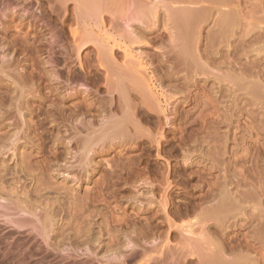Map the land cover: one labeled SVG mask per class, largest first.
Masks as SVG:
<instances>
[{
	"label": "rangeland",
	"instance_id": "374dc122",
	"mask_svg": "<svg viewBox=\"0 0 264 264\" xmlns=\"http://www.w3.org/2000/svg\"><path fill=\"white\" fill-rule=\"evenodd\" d=\"M194 1L199 7L207 5L203 0ZM258 2L231 0V3L218 4L219 10L215 11H219V14L214 11V17L220 19L218 21L225 18L230 8L235 15L231 28L232 46L226 48L221 45L217 50H204L206 53L210 51L209 55L201 52L203 59L209 62L210 68L206 73L196 65L188 68L189 65L175 56V51L160 50L162 40L168 43L171 39L168 32L161 37L159 33L162 28L157 31L160 36L155 32L146 37L152 43L150 46L138 48L139 44H135L132 52L142 55L144 64L149 67L155 90L158 89L155 93L169 101L166 116L156 104L153 105L155 110L153 106L149 107L151 104H143L142 94L130 89L128 98L132 102L129 107L132 121L129 117L125 120V127L121 130L123 133L115 130L116 134L109 129L100 134L99 127L121 117L119 96L111 88L109 71L102 60L100 62L99 54L103 50H96L95 46L92 49L71 50V33L85 28L82 27L84 24L78 16L75 2L0 0V112L9 107L10 102L16 101L18 106L13 102L17 106L15 111H21L19 117L23 122L20 127L14 128L12 119L7 121L6 130L15 135L13 140L18 132L21 137L18 140L19 148L16 149L11 140L7 149L0 150V169L3 168L2 164L10 169L6 182L1 184L0 181V191L16 190L22 200L37 204L34 208L38 216H43L46 203L50 208L61 207L59 211L61 213L62 210V214L55 218H61L65 233L68 231L72 238L66 239L60 246L64 250H50V263L41 264H84L85 261L86 264H100L101 259L98 258L104 254L115 255L118 251L114 264H122L123 261L125 264H141L139 256L134 260L128 256L132 247L130 241L136 240L149 252L152 245L164 247L166 255L157 254L156 251H153L155 254L151 253L156 257L153 264H207L203 258L206 257L207 247L203 251L198 250L205 256L197 255L193 247L194 240H200L199 235L206 231L210 232V235L207 234L212 236L211 241L220 251L222 247V252L227 249L224 251L225 258H233L243 248L252 259L258 260L257 263L264 264V11ZM104 17L101 29L97 26L99 23L95 22H92V28L104 37H107L105 30L117 35L110 14L105 13ZM214 17L209 21L211 27L215 25ZM209 22L203 27L205 38L202 48H205ZM61 30L63 37L58 36ZM114 51L118 62L123 64L126 51ZM169 51L175 55L169 54ZM181 64L187 67L183 65V68ZM46 72L50 75L47 76ZM226 72L233 73L232 77L229 76L232 79H224ZM18 85L20 88H16ZM21 92L23 94L20 95ZM23 95H26L24 101L30 100L29 106L19 103ZM17 96L18 101L14 99ZM24 129L32 138L30 142L24 138ZM89 137H95V140L91 141ZM86 139L91 141L92 146L87 145L89 150L83 147ZM25 151L32 152V164L35 166L25 170L26 173L22 172V155ZM86 151L89 163L85 173L79 166V160ZM44 184H51L53 188L45 190ZM66 184L69 188L73 187L77 195L86 192L93 195L95 202L87 207L84 214L78 210L81 208L79 205L66 202L59 206L56 203L58 197L63 199L64 190L54 188ZM226 190L244 203V215L237 216L232 212L227 223L222 222L221 218L216 220L218 223L210 220L204 227L202 224L206 216L204 213V216L197 214L211 207V204H217L224 192L227 193ZM1 192L0 196H10L7 194L9 192L3 190L5 195ZM27 195L30 197L26 199ZM165 199L168 200L166 208L162 205ZM148 200L152 204H148ZM3 202L0 198V203ZM100 210L103 214H94ZM89 211L94 212L93 218L96 219L87 216ZM9 214L7 222L0 217V240H3L0 243L3 248H0V257L8 252L7 261L10 262L6 264H17L18 259L27 252L24 249L27 245L24 244L25 247L19 241H26L29 238L27 234L33 228L15 227L14 223L19 221L17 218L20 216L13 212ZM35 222L32 220L37 226L35 229H39V224ZM219 222L225 223L222 229ZM34 233L38 235L36 242H40H35L37 245L34 247L39 260L45 253L43 249L46 244H43V238L36 230L31 234L32 239L35 238ZM118 234L121 236L120 243L114 244V236ZM98 236L100 239L97 242L95 238ZM180 240L183 245L179 244ZM187 241L191 242L190 248ZM71 243L74 247L79 245L77 253L67 249L72 246ZM15 244L22 247L17 250ZM38 245L42 249L38 250ZM117 245L122 248L116 252L114 249ZM179 245L184 246V250L188 248L185 259L178 252L180 249L177 248H181ZM85 246L90 250L93 248L98 258H94L93 254H84ZM192 250L195 254H192ZM139 252L142 253V250ZM14 254H18L17 257Z\"/></svg>",
	"mask_w": 264,
	"mask_h": 264
},
{
	"label": "bare ground",
	"instance_id": "6f19581e",
	"mask_svg": "<svg viewBox=\"0 0 264 264\" xmlns=\"http://www.w3.org/2000/svg\"><path fill=\"white\" fill-rule=\"evenodd\" d=\"M57 2L59 3H66V2H69V1H74L75 4H76V7H77V10H78V16L80 18V20L82 21V23L84 24V26L82 27H85L84 29H79L78 27V30L76 29L75 31L73 30H70V31H73L71 34H72V37H73V43H72V49L71 50H86V49H92L93 46L96 47V50H103L102 52H100L99 54V59H100V62L102 60L103 64H104V67L106 66V69L109 71L110 73V76H111V80H110V85H111V88L113 89V92L117 93L118 96H119V110L121 111L122 115L121 117L117 118V119H110L111 121H109L108 124H104L102 125V127H99V130H100V134H103V132L106 130H109L111 129L112 131H115V130H123V128L125 127V120L128 119L129 117V120H131L130 116V109L129 107H131V98L129 99L128 98V93L130 89H133V90H137L139 94H142V99H143V104L146 103V105L148 104H151L149 105V107H152L154 104L157 105V107L162 111V114L164 116H166V111H167V102L169 103L168 99L166 98V100L163 97H161L160 94H156L155 91V86H154V82H153V76L150 74V71H149V67H147L145 64H144V61L142 60V55H136V54H133L132 50L133 49V46L135 44H139L137 47H148L150 46L152 43L150 40H146V37L148 36H151V34L155 33V32H159L160 29L162 28V30L160 31V35L161 37L164 35V33L168 32L170 33L168 36L170 37L171 35V39H169L168 43L167 41H163L165 37H163L162 39V43L160 41V50H170V51H175V54H172V52L169 51V54H172V55H175L176 57H178L181 61H183L184 63H186L187 65H189L188 68L191 69L190 66L193 67V65H196L197 68L199 70H202V71H205L206 73V70H209V62L206 61L205 59H203V55H205L206 52H204V50H217V47L221 46V45H224L226 48H231L232 45H230V39L232 38L231 37V28H232V25L233 23H235L234 19H233V11H231V8L229 9V11L227 10H224V11H227L226 12V15H225V18L222 20V21H218L220 19H216L214 17V11L215 10H219V6L218 4H220V2L222 3H231V0H203V2H207V5L206 6H203V7H199L197 6V4H195V1L194 0H56ZM199 1V0H198ZM258 1V0H257ZM260 3V1L258 2V4ZM202 4V3H201ZM225 4V5H226ZM261 4V3H260ZM234 5V3H233ZM229 6V5H228ZM231 6V5H230ZM260 6V5H258ZM262 8V6H260ZM15 8V7H14ZM260 8V9H261ZM223 9V8H222ZM236 10V8H233ZM259 9V8H258ZM14 10V9H13ZM238 10V9H237ZM236 10V11H237ZM60 11V10H59ZM240 11V10H239ZM217 12V11H215ZM219 12V11H218ZM217 12V13H218ZM223 12V10L221 11ZM107 13V14H110V17H111V23L113 24V29L118 32L117 35H113L112 33L109 32V30H105V34L107 37H104V36H101V34H97L96 31L92 28L94 27L92 24V22H95V23H99L97 26L99 29H101V25L100 24H103V21H104V14ZM224 13V12H223ZM164 14V15H163ZM219 14V13H218ZM222 14V13H221ZM239 14V13H238ZM263 14V13H262ZM163 15V16H162ZM217 15V14H216ZM221 16V15H220ZM214 17V20L216 19L215 21V25H218L216 27L218 28H214L211 27V24H210V20L213 19ZM219 17V16H218ZM220 18V17H219ZM244 17H242L243 19ZM222 19V18H221ZM238 19V18H237ZM108 20V19H107ZM248 21V20H247ZM259 21V19H258ZM209 22L210 24V29L207 31L208 33H206V43H205V48H202V46L204 45V34H203V27L205 24H207ZM94 23V24H95ZM238 23V22H237ZM252 23V21H251ZM213 24V23H212ZM253 24V23H252ZM251 24V26H253ZM256 24V23H255ZM254 24V25H255ZM81 25V24H80ZM163 26V27H162ZM206 26V25H205ZM234 26V25H233ZM258 27V26H256ZM64 28V27H63ZM250 28V26H249ZM75 29V28H74ZM172 29V30H171ZM207 30V29H206ZM59 31V30H58ZM234 31V30H233ZM158 32L156 34H158ZM235 32V31H234ZM58 33V32H57ZM167 33V34H168ZM155 34V35H156ZM158 34V35H159ZM166 34V35H167ZM156 35L155 37L157 39H160L159 36ZM236 35V34H235ZM59 37H63L64 36V33H62V30L61 32H59L58 34ZM165 36V35H164ZM43 39V38H42ZM45 39V38H44ZM50 42V41H49ZM53 42V41H52ZM51 42V43H52ZM55 43V42H54ZM232 44V43H231ZM260 46V45H259ZM263 46V45H262ZM223 47V46H222ZM224 48V47H223ZM225 48V49H226ZM220 49V48H219ZM260 49V48H259ZM94 50V48H93ZM114 50H125L126 51V59L124 61L123 64H120L118 62V59L116 57V53ZM131 50V51H129ZM203 50V51H201ZM246 50V49H245ZM209 51V52H210ZM261 51V50H259ZM201 52H204V54L202 55ZM207 51L206 55L209 53ZM249 52V51H248ZM254 52V51H253ZM257 52V51H256ZM259 53V52H258ZM260 54V53H259ZM209 55V54H208ZM218 55V54H217ZM165 56V55H164ZM169 56V55H168ZM174 56V57H175ZM260 56V55H259ZM167 57V56H166ZM173 57V58H174ZM175 57V58H176ZM211 57V56H209ZM168 58H171V57H168ZM205 60V61H204ZM226 60V59H225ZM162 61V60H161ZM168 61V60H167ZM177 61V60H175ZM179 61V60H178ZM177 61V62H178ZM215 61V60H214ZM211 62V61H210ZM226 63V62H225ZM180 64V63H179ZM184 65L185 67H187V65ZM213 64V63H212ZM219 64V63H218ZM224 64V63H223ZM222 64V65H223ZM12 65V64H11ZM181 64V66H183ZM183 66V68H184ZM195 66V67H196ZM218 66V65H217ZM11 67V66H9ZM173 67V66H172ZM215 68V67H214ZM230 68V67H229ZM151 69V68H150ZM173 69V68H172ZM187 69V68H186ZM188 70V69H187ZM5 71V70H4ZM107 71V72H108ZM218 71V70H217ZM230 72V71H228ZM204 73V72H203ZM227 73V72H226ZM224 75V77L221 76V78H224L225 80H227L229 78V76H231L233 73H227ZM251 73V72H250ZM188 74V72H187ZM193 74V72H192ZM224 74V73H223ZM261 74V73H259ZM259 74H257L259 76ZM46 75L49 76L50 74H48L46 72ZM206 75V74H205ZM262 75V74H261ZM52 76V75H51ZM50 76V77H51ZM171 76V75H170ZM220 76V75H219ZM232 77V76H231ZM229 78V79H232V78ZM251 77V76H250ZM260 77V76H259ZM4 78V77H3ZM49 78V77H48ZM170 78H173L170 77ZM212 78V77H211ZM219 78V77H218ZM236 78V77H235ZM51 79V78H50ZM234 79V78H233ZM261 79V78H260ZM240 80V79H239ZM16 81V80H15ZM229 81V80H228ZM231 81V80H230ZM236 81V80H235ZM241 81V80H240ZM260 81V80H259ZM31 82V81H30ZM51 82V80H50ZM220 82V80H219ZM7 83V82H6ZM163 83V82H162ZM233 83V81H232ZM238 83V82H236ZM242 83V82H241ZM240 83V84H241ZM175 84V83H174ZM183 84V83H182ZM184 85V84H183ZM253 85V84H252ZM264 85V84H262ZM14 86V85H13ZM26 86V84H25ZM171 86V85H170ZM241 86V85H239ZM185 87V86H184ZM16 88H20L19 85L16 86ZM24 88V87H23ZM232 88V87H231ZM256 88V86H255ZM22 89V88H21ZM180 89V88H179ZM36 90V89H35ZM227 90H232V89H227ZM17 91V90H15ZM20 91V90H19ZM112 91V90H111ZM179 91V90H178ZM264 91V90H263ZM160 92V91H159ZM232 92V91H230ZM136 93V92H135ZM175 93V92H174ZM182 93V92H181ZM246 93V92H245ZM23 94V92L20 93V95ZM11 95V93H10ZM17 95V93L15 94ZM19 95V97H20ZM26 96V95H25ZM24 95L21 97L23 99H21V102L19 101V103L21 105L27 103L28 106L31 104L29 101L30 100H25V97ZM38 96V95H37ZM11 97V96H10ZM18 97V96H17ZM14 98V99H19L18 98ZM131 97V96H130ZM136 97V96H135ZM144 97V98H143ZM4 98V97H3ZM114 98V97H113ZM13 99V100H14ZM165 101H164V100ZM175 99V98H174ZM7 100V99H6ZM146 100V101H145ZM171 100V99H170ZM18 101V100H17ZM16 103L17 105V102L16 101H13ZM11 104L10 102V106L7 107L6 109H3L4 111H1L0 112V150L1 149H7V147L9 146V144L11 143L10 141L12 140V143L13 145L15 144L16 146V149L19 148V144H18V140L20 139V137L18 136L19 135V132L17 135V137H15V139L13 140V137L15 136L14 134H9V130H6V128L8 127L7 125V121H9L10 119H12V126L15 128L17 127H20L22 125V120L20 119L19 115L21 116L22 113L21 111L19 110L18 113H16L15 111V107H17L15 105V103ZM131 102V103H130ZM145 102V103H144ZM165 102V103H164ZM2 103H5V102H2ZM1 103V104H2ZM142 103V102H141ZM140 103V105H141ZM20 105V106H21ZM147 105V106H148ZM6 106V105H5ZM27 106V105H25ZM55 107V106H54ZM1 108V107H0ZM21 108V107H20ZM154 109V106L152 107ZM19 109V108H17ZM57 109V108H56ZM111 109V108H110ZM151 109V108H150ZM152 109V110H153ZM157 109V108H156ZM155 110V109H154ZM158 111V110H157ZM156 111V112H157ZM31 113H34V111H31ZM54 113V112H53ZM147 113H149L147 111ZM161 113V112H160ZM105 114V113H104ZM135 114V113H134ZM102 115V114H101ZM54 116V115H53ZM134 116V115H133ZM112 117V116H111ZM132 117V116H131ZM22 118V117H21ZM53 118V117H52ZM113 118V117H112ZM115 118V117H114ZM134 118V117H133ZM31 119V118H30ZM54 120V119H53ZM134 120V119H133ZM29 121V120H28ZM130 121H127V122H130ZM126 122V124H127ZM106 123V122H105ZM133 123H136V122H133ZM93 124V123H92ZM101 124V123H100ZM130 124V123H129ZM139 124V122H138ZM141 125V124H139ZM11 126V127H12ZM100 126V125H99ZM94 127V126H93ZM139 129L138 126H135ZM22 128V127H21ZM28 129H30V127H26ZM89 128V127H88ZM142 128V127H141ZM140 128V129H141ZM93 130V129H92ZM21 131V130H20ZM26 129L23 130V132L25 133L24 134V138L26 139V142H30L31 141V137L29 136V134H26ZM119 131V133H121ZM22 132V134H23ZM108 132V131H107ZM116 134H117V131H115ZM128 132V131H127ZM143 132V131H142ZM123 133V132H122ZM140 133V132H139ZM138 133V134H139ZM92 134V133H91ZM90 134V135H91ZM98 134V133H97ZM142 134V133H141ZM119 135V134H118ZM112 136V135H111ZM97 137V135H96ZM100 137V136H98ZM93 138V137H92ZM224 138V137H223ZM227 138V137H226ZM58 139V138H57ZM89 139L92 141L95 140V137L94 139H91V137H89ZM97 139V138H96ZM99 139V138H98ZM104 139V137L102 138V140ZM225 139V138H224ZM86 139L84 143V148L86 150H89L87 148V145H91V141ZM101 140V138H100ZM25 141V140H24ZM57 141V140H56ZM98 141V140H97ZM96 141V142H97ZM99 143V142H98ZM28 144V143H27ZM96 144V143H95ZM92 146V145H91ZM90 149L92 147H89ZM84 149V150H85ZM9 150V149H8ZM29 151V150H28ZM28 151H25L23 152V155H22V172L25 170H29V169H32V167L34 166L32 164V160H33V155H32V152H28ZM31 151V150H30ZM87 152V151H86ZM223 153V152H222ZM87 153H84V155H82V157L80 158L79 160V166L80 168L85 171H87V167H88V163H89V159L87 157ZM223 156V155H222ZM57 159V158H56ZM3 168L0 169V181H1V184L5 183L6 182V176L9 174L10 172V169L8 168V165H4L2 164ZM90 166V165H89ZM35 167V166H34ZM32 172V170H31ZM26 173V172H25ZM260 183V182H259ZM39 186V185H38ZM45 188L43 189H51L53 188V186L51 184H44ZM219 186V185H218ZM57 187V186H55ZM241 187V186H240ZM54 189H58V190H64V195H63V199H60V197L57 198V201L56 203L59 204V206L61 205H64L66 202H68L69 204H76V205H79L78 207L80 209H78L80 211V213L84 214V211L87 209V207L92 203L93 205V202H95V200L92 198L93 195L91 196L90 193L86 192L85 194L83 195H77V193L75 194L74 193V188H69L68 185H60L59 187L57 188H54ZM5 193L9 194L10 196L9 197H3V196H0V198L3 199V201L6 203V204H10L12 207H14V209H9V208H12L11 206L8 205V207L4 204H1L0 203V217H4V219L10 217L9 215V212H13V213H17L20 217H18L17 219L19 220L18 222H15L14 225L15 227H19L21 229H25V228H33V231L36 230L37 231V234H39L42 238H43V244L45 243L46 244V247L44 250V254L41 256V258L39 260H37V257H36V253H35V250H34V247L35 245L38 244V242H36V237L38 235H36L35 233V238L32 239L31 238V234L33 233V231H30L26 236L29 237L26 241H21L23 243H20L19 241V244L25 246L24 244L27 245L26 248H24L27 252L23 254V256H19L20 258L18 259L17 261V264H41L40 262H49L50 263V259H48V256L49 254H51L50 250H64V248L61 249V245H63L64 241L66 239H70L72 240L71 236H70V233H65V224L63 223H60V219L61 218H58L56 219V215H60L62 214V210H61V213L59 211V208H55V207H52L50 208L48 206V203H46L45 205V210H44V214H42L43 216H38L37 214V210L35 211V208H34V205L33 202L32 203H28L24 200H22L20 198V194L17 193L16 190H12V191H6L5 189H3ZM3 190H1L0 192L3 193ZM251 190V189H250ZM228 190H226L227 192ZM216 192V191H215ZM214 192V193H215ZM220 192V191H219ZM61 193V192H59ZM4 194V193H3ZM225 195H223V197L221 196V198L219 199V201L217 202V204H211V207H208L206 210H201L200 213H198V211L196 212L197 216L199 214H202V216H206V219H202L204 221V224H202L203 226L206 225L205 223H208L210 220H214V221H218L219 219L222 220V222H225L227 219H230V215H232V212L233 214L239 216L241 214L244 215V210L246 211V206H244L243 202L239 201V199L233 197L232 193L230 192H227L225 193ZM5 195V194H4ZM60 195V194H59ZM30 197V195L26 196V199ZM137 197V196H136ZM67 198V199H66ZM135 198V197H134ZM29 200V199H28ZM136 200V199H135ZM152 201V199H150ZM148 200V201H150ZM167 200V199H165ZM164 201V203L162 204L164 206V208H166L167 203H168V200L167 201ZM150 202H148V204H152ZM216 201V200H215ZM261 201V199L259 200ZM153 202V201H152ZM264 202V201H263ZM210 203V202H209ZM215 203V202H214ZM243 203V204H242ZM260 203V202H259ZM41 204V203H40ZM55 204V203H54ZM261 204V203H260ZM37 205V204H36ZM35 205V206H36ZM39 205V204H38ZM52 205V204H51ZM95 205V204H94ZM159 205V204H158ZM161 206V205H160ZM67 207V206H66ZM141 207V206H140ZM64 208V207H63ZM77 208V207H76ZM90 208V207H89ZM163 209V207H161ZM62 209V208H61ZM96 210V209H94ZM93 210V211H94ZM166 210V209H165ZM91 212L89 211L90 213L88 214L87 213V216H91L92 218L94 217L92 213L94 212ZM78 212V211H77ZM96 213L94 214H100L101 213V210L98 212V211H95ZM238 214H237V213ZM7 213L9 215H7ZM204 213V215H203ZM223 213V215L220 217V214ZM261 213V212H260ZM66 214V212H65ZM103 214V212L101 213ZM12 215V214H11ZM62 216V215H61ZM74 216V215H73ZM100 216V215H99ZM104 216V215H103ZM102 216V217H103ZM17 217V215H16ZM86 217V216H84ZM90 217V218H91ZM117 217V216H116ZM220 217V218H219ZM234 217V216H233ZM232 217V218H233ZM20 218V219H19ZM74 218V217H72ZM204 218V217H202ZM2 219V218H1ZM0 219V220H1ZM93 219H96V218H93ZM121 219V218H120ZM198 219V218H197ZM32 220L36 221L40 228L38 229H35V226L34 224L32 223ZM89 220V219H88ZM117 220H119L117 218ZM200 219H198L199 221ZM220 220V221H221ZM248 220V219H247ZM87 221V220H86ZM85 221V222H86ZM93 221V220H92ZM197 221V220H196ZM202 221V222H203ZM216 221V222H217ZM243 221V220H242ZM6 222H7V219H6ZM10 222V221H9ZM35 222V223H36ZM90 222V220H89ZM113 222V221H112ZM122 222V220H121ZM261 222V221H260ZM93 223V222H92ZM201 223V221H200ZM218 223V222H217ZM220 223V222H219ZM227 223V221H226ZM251 223V222H250ZM12 224V223H11ZM37 224V225H38ZM89 224V223H88ZM91 224V223H90ZM225 224V223H223ZM223 224H218L219 227L221 225V229H222V226ZM13 225V226H14ZM199 225V224H198ZM75 226V225H74ZM182 226V225H181ZM37 227V226H36ZM79 226H77L78 228ZM91 227V225H90ZM88 226V229L90 228ZM173 227V226H172ZM205 227V226H204ZM218 227V228H219ZM227 227V226H226ZM225 227V228H226ZM83 228V227H82ZM85 228V227H84ZM224 228V227H223ZM224 228V229H225ZM15 229V228H14ZM135 229V228H134ZM74 230V229H73ZM86 230V229H85ZM91 230V229H90ZM94 230V229H93ZM83 231V230H82ZM92 231V230H91ZM134 231V230H133ZM189 232L190 229L188 230ZM203 231V230H202ZM9 232V231H8ZM6 232V233H8ZM14 231H10V233H13ZM84 232V231H83ZM193 232V231H192ZM191 232V233H192ZM5 233V234H6ZM76 233V232H75ZM85 233V232H84ZM83 233V234H84ZM92 233L89 231V234ZM102 233V232H101ZM201 233V232H200ZM199 233V234H200ZM208 232L206 231V233H201L199 236H200V240L198 238L197 241L196 239L194 240V249L198 252V250H204V248L208 249V251L206 252V257H203L205 258V260H207V264H256L257 261L253 258L250 257V254L248 251L244 252L241 248L240 250L242 252H236L235 255H233L234 257L230 259H227L225 258L224 256V251L226 250H223L222 252V249L224 247L221 248V251L219 248H217L214 243V241H211L212 239V236H209L210 232L207 234ZM9 234V233H8ZM33 234V235H34ZM81 234V233H80ZM86 234V233H85ZM111 234V233H110ZM193 234V233H192ZM220 234V233H219ZM7 235V234H6ZM23 235V234H22ZM25 235V234H24ZM78 235V234H77ZM91 235V234H90ZM100 235V234H99ZM102 235V234H101ZM113 235V234H112ZM116 235V234H115ZM213 235V234H212ZM1 236V235H0ZM4 236V234L2 235ZM14 236V235H13ZM25 236V237H26ZM97 236V234H96ZM120 235L118 234L117 236H114V239H113V242L114 244H119L120 242ZM139 236V235H138ZM198 236V237H199ZM5 237V236H4ZM24 237V236H23ZM26 237V238H27ZM80 237V236H79ZM92 237V236H91ZM190 237V236H189ZM211 237V239H210ZM8 238V237H6ZM113 238V237H112ZM3 239V238H2ZM18 239V238H17ZM24 239V238H23ZM100 239V237H96L95 238V241L98 242V240ZM137 239V238H136ZM139 239V238H138ZM5 240V239H4ZM40 240V239H38ZM74 240V239H73ZM90 240V239H89ZM188 240V239H187ZM213 240V239H212ZM3 240H0V243L2 242ZM6 241V240H5ZM42 241V240H41ZM94 241V240H93ZM91 241V242H93ZM10 242V241H9ZM37 244H36V243ZM112 242V243H113ZM131 242H132V247L129 249L131 252L128 253V256H130V259L134 260L137 256H139L141 259H140V262L141 264H153L154 260L156 259V257H153V255H151V253L153 251H156L157 254H163L165 252L163 251H166L165 249H163L162 247L161 248H158V246H153L152 245V251L149 252L147 250V248H145V246H141V242L139 241H130V246H131ZM169 242V241H168ZM167 242V243H168ZM179 242V241H178ZM181 242V240H180ZM219 242V241H218ZM40 243V242H39ZM95 243V242H94ZM111 243V242H110ZM214 243V244H213ZM18 244V243H17ZM15 244V246L17 245ZM44 244V245H45ZM72 244V243H71ZM170 244V243H169ZM181 245H183V243H179ZM187 247L190 248V245H191V242L188 243L187 241ZM190 244V245H189ZM193 244V243H192ZM221 244V243H220ZM21 245H18V247L14 246L15 248H18L21 246ZM87 245V244H86ZM92 245V244H91ZM126 245V244H125ZM168 245V244H167ZM189 245V246H188ZM205 245V246H204ZM214 245V246H213ZM2 246V245H1ZM9 246V245H8ZM115 246V245H114ZM113 246V247H114ZM121 246V245H120ZM117 245V247L114 249L116 250V252L118 250H121L120 247ZM22 247V246H21ZM38 247H40V245H38L36 248L38 249ZM44 247V246H43ZM77 247H79V245H77ZM77 247H74V245L72 244V246H69L67 247V249H70V250H73L77 253L78 249ZM169 247V246H168ZM167 247V248H168ZM178 247V246H177ZM179 247L181 248H177L178 250L180 249V251H178L183 259H185L184 256L186 252H189L187 249H185L184 246H180ZM183 247V248H182ZM237 247V246H236ZM2 248V247H0ZM166 248V247H165ZM171 248V247H170ZM246 248V247H245ZM3 249V248H2ZM1 249V250H2ZM7 249V248H6ZM10 249V247L8 248ZM24 249H20L19 251L21 250H24ZM42 249L41 247L38 249L40 250ZM85 249L86 251L84 252V254H89L88 256L90 255H95L93 256L94 258L97 257L96 256V253H95V250L92 251V249L90 250V248H88V246H85ZM142 250V253L139 252L140 250ZM163 249V250H162ZM182 249V250H181ZM193 249V248H192ZM193 249V250H194ZM15 250V249H14ZM80 250V249H79ZM128 250V249H127ZM190 250V249H189ZM191 251L192 254H195L194 252L195 251ZM232 250V249H231ZM247 250V249H246ZM262 250V249H261ZM236 251V250H235ZM4 252V251H3ZM10 252V251H9ZM53 252V251H52ZM95 254H94V253ZM97 252V251H96ZM108 252V251H107ZM113 252V251H112ZM190 252V253H191ZM16 253V252H15ZM58 252H56L57 254ZM69 253V252H67ZM83 253V252H82ZM81 253V255H82ZM119 253V251H118ZM117 253V254H118ZM154 253V252H153ZM200 252L197 253V255L199 254ZM10 254V253H9ZM12 254V253H11ZM21 254V253H20ZM70 254V253H69ZM68 254V255H69ZM117 254L113 255L112 253L108 256H104L101 258H98V260L101 259L100 261V264H114L115 260H117ZM155 254V253H154ZM191 254V255H192ZM3 256L0 257V264H6L7 262H10V261H7V255H8V252H4V254H2ZM16 255V254H14ZM18 255V254H17ZM16 255V257H17ZM98 255V254H97ZM107 255V254H106ZM166 255V253H165ZM200 255H203V253ZM54 256V255H53ZM52 256V257H53ZM78 256V254H77ZM86 256V257H88ZM99 256V255H98ZM127 256V257H128ZM205 256V254L203 255ZM232 256V255H231ZM10 257V256H9ZM70 257V255L68 256ZM68 257H67V260H68ZM76 257V256H75ZM181 257V259H182ZM11 258V257H10ZM54 258V257H53ZM229 258V257H228ZM89 259H93V258H89ZM182 259V260H183ZM9 260V259H8ZM12 260V259H11ZM85 260V259H84ZM122 260V259H121ZM13 261V260H12ZM11 261V262H12ZM15 261V260H14ZM70 261V260H69ZM92 261V260H91ZM96 261V260H94ZM139 261V260H137ZM156 261V260H155ZM263 261V260H262ZM67 262V261H66ZM87 262V261H85ZM84 262V264H86ZM119 262H122L119 260ZM124 262V261H123ZM122 264H125L123 263ZM52 263V262H51ZM93 263V262H92ZM44 264V263H43ZM48 264V263H46ZM121 264V263H120ZM156 264V263H155ZM259 264V263H257Z\"/></svg>",
	"mask_w": 264,
	"mask_h": 264
},
{
	"label": "crops",
	"instance_id": "0c3cea01",
	"mask_svg": "<svg viewBox=\"0 0 264 264\" xmlns=\"http://www.w3.org/2000/svg\"><path fill=\"white\" fill-rule=\"evenodd\" d=\"M259 1H260V3H261V4L259 3V5L262 6L261 9L264 11V0H259Z\"/></svg>",
	"mask_w": 264,
	"mask_h": 264
}]
</instances>
